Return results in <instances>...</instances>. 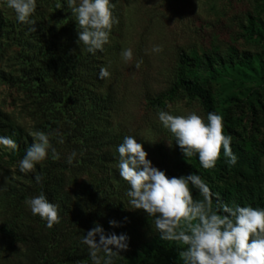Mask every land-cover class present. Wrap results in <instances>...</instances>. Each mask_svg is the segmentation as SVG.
Masks as SVG:
<instances>
[{
  "label": "rangeland",
  "instance_id": "obj_1",
  "mask_svg": "<svg viewBox=\"0 0 264 264\" xmlns=\"http://www.w3.org/2000/svg\"><path fill=\"white\" fill-rule=\"evenodd\" d=\"M112 2L119 23L113 25L103 51H97L105 63L100 67L110 72L103 92H98L104 102L95 105L87 120H79L74 129L60 105L49 103V97L25 77L28 68L20 56L23 50L17 45V29L11 28L17 22L15 13L0 3L4 27L0 28V74L5 78L0 79V135L15 128L32 144L31 133H49L51 146L59 154L54 160L67 164L60 173L63 181L59 175L61 200L53 202L58 205L59 222L48 228L24 204L26 198L41 193V181L37 183L34 177L39 175L42 180L48 165L43 160L34 171L20 173L16 167L20 159H15L12 148L0 146V226L9 231L0 233V264H91L88 248L80 239L96 223L106 234L129 237L128 249L120 252L115 264H128L131 252L143 257L140 246L159 233L152 217L128 204V185L119 176L116 147L124 136H136L148 153L147 159L168 177L182 175L177 162L193 165L192 158L180 154L175 138L157 118L162 109L173 114L196 111L206 118L198 100L188 99L180 90L171 92L182 54L196 63L210 54H218L226 66L230 59L233 62L226 76L213 78L203 67L195 71L199 85L210 94L212 111L223 117L224 134L231 136L237 156L235 165L223 156L219 173L207 175L205 182L215 191L231 193L241 206L264 196V0ZM41 10L45 25L54 27L68 8L66 0H36L35 13ZM257 30H262L263 36ZM153 45L162 46L163 51L151 52ZM129 47L133 59L125 62L120 53ZM242 53L252 57L251 70L242 71L245 78L235 62ZM137 61H142L138 69ZM256 74H261V79ZM107 96L113 103L106 101ZM84 128L88 130L82 143L79 137ZM73 151L77 155L69 166L67 157ZM48 155L52 156L50 150ZM109 220L119 226L111 227ZM171 246V259L146 258L141 264H183L179 257L182 249L175 242Z\"/></svg>",
  "mask_w": 264,
  "mask_h": 264
},
{
  "label": "clouds",
  "instance_id": "obj_2",
  "mask_svg": "<svg viewBox=\"0 0 264 264\" xmlns=\"http://www.w3.org/2000/svg\"><path fill=\"white\" fill-rule=\"evenodd\" d=\"M15 13L18 23L34 25L31 19L36 11V0H0ZM67 8L77 23L76 43L82 51L95 55L109 43L113 25L119 23L114 14L112 0H66ZM57 4V8H60ZM30 31H35L32 27ZM162 46L153 45L151 52L161 53ZM125 62L132 61L133 50L123 48L120 53ZM142 61H137L138 69ZM110 76L106 67L99 69L98 78ZM167 107V106H166ZM157 118L174 138L184 157H198L203 169L214 168L223 150V156L230 165L237 163V156L231 148V136L224 134L223 117L212 111L205 117L196 111L173 114L158 110ZM33 143L25 150L16 167L20 173L34 171L35 166L45 160L49 150L53 159L59 154L51 146L50 134L44 131L31 133ZM133 135H126L117 145L119 176L127 182L126 196L131 209L143 210L152 217L154 230L163 241L177 243L182 249L179 257L183 264H264V207L234 205L230 207L214 194L198 174L168 177L164 171L153 166L147 159L148 153ZM59 143H63L60 139ZM0 146L15 148L16 142L9 136L0 135ZM76 152L67 157L71 165ZM40 183L41 177H34ZM195 189L202 199H193ZM24 204L33 216H39L52 228L59 222L58 205L49 202L43 192L30 196ZM111 227H118L115 220H109ZM98 237V240H97ZM129 237L125 233L106 234L96 223L82 235L80 243L87 246L91 264H115L121 251L128 249Z\"/></svg>",
  "mask_w": 264,
  "mask_h": 264
},
{
  "label": "trees",
  "instance_id": "obj_3",
  "mask_svg": "<svg viewBox=\"0 0 264 264\" xmlns=\"http://www.w3.org/2000/svg\"><path fill=\"white\" fill-rule=\"evenodd\" d=\"M56 11L61 12L59 9ZM43 13L44 11L41 10L33 14L38 19L33 26L26 25L23 27L18 22H15L11 25V28L17 29V45L23 50L20 56L22 62L28 68L25 77L32 83H35L40 88L39 91H42L41 93H45L49 97V103L60 105L61 110H63V115H67L69 116L68 118L72 119V122L69 124L72 123L71 129H74L78 126L79 120H87L88 112H91L95 105H100V103L104 102V98L98 93L104 87V79L101 80L98 78L99 69L101 68L100 65L103 63L101 58L103 57L97 53L91 55L82 51L83 46L81 45L79 47L76 43L78 39L77 23L69 9L67 13L60 16V19L55 20L54 27L50 24L45 25ZM1 27H3V24L0 19ZM32 27L35 28V31L29 30ZM256 32L259 36H263L262 30H257ZM46 35L57 38L47 40ZM235 62L239 63L238 70L240 75L244 78L247 77L242 71L244 69L251 70L252 57L246 53H242L240 56H236ZM232 63L231 59L227 66L223 62L221 63L218 54H210L204 57L201 62L196 63L193 59L187 58L182 54L179 57L177 79L171 92L174 93L180 90L184 92L188 99L198 100L206 114L212 112L210 94L202 85H199L195 71L197 67H203L211 77L217 78L222 75L226 76L228 74L227 71L233 69L231 67L233 66ZM215 67L217 68L215 69ZM256 77L257 79H261V74H256ZM0 79L5 80L4 74H0ZM57 83L61 84L55 85ZM57 86L60 87L57 88ZM107 97L108 99L106 101L113 103V99L110 96ZM64 121L65 119L59 122L62 125ZM87 130L88 128L83 130L79 137L82 143L85 141L83 139L86 137ZM6 136L11 137L16 142V147L14 149L12 148V151L15 159H21L25 154L26 148L31 145L29 140L15 128L9 130ZM97 142L99 143V141ZM176 146L180 150L179 146ZM180 154L184 157L181 151ZM191 158L193 160L192 166H184V161L177 162L176 166L178 171H181L180 173L182 175L191 173L198 174L205 180L207 175L211 173L217 175L219 173L223 165V150L221 149V154L215 167L211 169H203L196 155H193ZM45 162L48 167L41 180V192L45 194L49 202H58L61 200V187L58 186L60 181L59 175L67 169V164L56 162L49 155L45 158ZM69 166H73V164ZM60 177L61 181H63L62 175ZM208 186L214 194V208L217 203V196L221 202L227 203L230 207L237 204L240 205L234 201L231 193L227 191H215L211 188V185ZM192 194L194 200L202 199L195 189L192 190ZM251 206L264 207V196L256 197ZM0 233L8 234L9 231L0 226ZM171 247L170 241H163L158 235L152 238L151 241L143 243L140 246V251L143 253L142 258H139L134 252H131L128 264H141L146 258L171 259L173 255Z\"/></svg>",
  "mask_w": 264,
  "mask_h": 264
}]
</instances>
